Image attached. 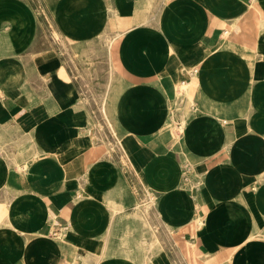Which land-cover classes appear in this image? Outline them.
Wrapping results in <instances>:
<instances>
[{
	"label": "crops",
	"instance_id": "crops-1",
	"mask_svg": "<svg viewBox=\"0 0 264 264\" xmlns=\"http://www.w3.org/2000/svg\"><path fill=\"white\" fill-rule=\"evenodd\" d=\"M260 19L0 0V264H264Z\"/></svg>",
	"mask_w": 264,
	"mask_h": 264
},
{
	"label": "bare ground",
	"instance_id": "bare-ground-1",
	"mask_svg": "<svg viewBox=\"0 0 264 264\" xmlns=\"http://www.w3.org/2000/svg\"><path fill=\"white\" fill-rule=\"evenodd\" d=\"M141 13V12H140ZM262 16V15H260ZM142 21V20H141ZM257 25H264V20L263 19H260L259 20V23ZM179 129V128H178ZM181 129V128H180ZM152 198V197H151ZM138 208V207H137ZM107 251V250H106Z\"/></svg>",
	"mask_w": 264,
	"mask_h": 264
},
{
	"label": "rangeland",
	"instance_id": "rangeland-1",
	"mask_svg": "<svg viewBox=\"0 0 264 264\" xmlns=\"http://www.w3.org/2000/svg\"><path fill=\"white\" fill-rule=\"evenodd\" d=\"M264 20V19H263ZM111 42V40L109 41V43ZM187 88V86L186 85H184L183 87H182V89H186Z\"/></svg>",
	"mask_w": 264,
	"mask_h": 264
}]
</instances>
